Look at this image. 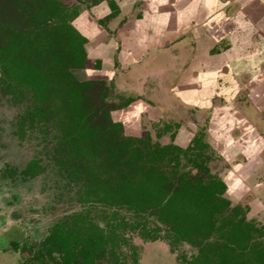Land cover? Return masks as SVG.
<instances>
[{
    "label": "trees",
    "instance_id": "16d2710c",
    "mask_svg": "<svg viewBox=\"0 0 264 264\" xmlns=\"http://www.w3.org/2000/svg\"><path fill=\"white\" fill-rule=\"evenodd\" d=\"M14 8L10 20L15 21L0 29L3 88L22 105L21 128H34L36 120L53 111L61 115L75 156H93V205L103 209V226L93 221L92 226L80 227L75 215L71 226H54L37 254L48 250L55 264H95L107 251L123 254L119 246L127 242L124 231L130 227L140 228L149 240L197 245L190 264H264V243L255 241L253 225L238 219L237 212L224 213L228 201L221 196L225 186L220 180L171 174L177 157L168 146L153 143L148 134L126 135L111 111L98 115L88 91L99 86L105 104L104 81H81L73 72L102 66L89 56L87 38L75 25L78 5L67 0H16ZM58 98V110L52 109ZM116 208L131 212V221ZM152 216L165 227L153 226ZM53 251L64 252L61 261Z\"/></svg>",
    "mask_w": 264,
    "mask_h": 264
},
{
    "label": "crops",
    "instance_id": "0c3cea01",
    "mask_svg": "<svg viewBox=\"0 0 264 264\" xmlns=\"http://www.w3.org/2000/svg\"><path fill=\"white\" fill-rule=\"evenodd\" d=\"M108 12L107 4L84 9L75 25L87 36L89 56L102 64L91 71L93 78L133 95L128 107L114 111V116L119 113L116 118L123 119L128 130L139 129L154 117L150 106H168L167 113L180 115L199 106L200 112L210 114V140L230 165L223 174L230 192L249 204L264 224V49L259 46L264 48V37L260 43L252 37V20L226 16L232 47L211 54L210 48L221 37L217 19L164 20L157 15L153 20H104L102 24L98 18ZM190 23L207 32L211 25L217 34L208 33L210 37L200 40L201 48L191 54V63L181 73L182 52L159 49L178 36L180 26ZM240 93H245L244 101ZM215 98L217 107L210 109Z\"/></svg>",
    "mask_w": 264,
    "mask_h": 264
},
{
    "label": "flooded vegetation",
    "instance_id": "af4514ba",
    "mask_svg": "<svg viewBox=\"0 0 264 264\" xmlns=\"http://www.w3.org/2000/svg\"><path fill=\"white\" fill-rule=\"evenodd\" d=\"M101 4H107L109 7V12L106 15L98 18V20H100L102 24H105L104 20H153V17L157 15L161 16V18L164 20L217 19L220 22L217 28L219 29L221 37L218 42L212 48H210L211 54L221 53L232 47L233 43L229 35L226 34V26L224 22V18L226 16H235L237 20H252V22L250 23L252 26L251 31L253 32V34H256V39L258 40V42L262 41L261 39L264 37V0H93V2L87 4L82 9L79 4L77 5L81 14L84 9H90L92 7L100 6ZM244 7H248L247 13H243L242 9ZM242 13L245 16L244 19L242 18ZM248 13H251V15L249 16L250 18L246 17L248 16L246 15ZM210 27L211 32H207L204 31L203 28L200 27L197 23L195 25L191 23L190 25H182L178 28V36L172 42H169L166 46L161 47L159 51L161 52L165 50H174L182 52L183 60L181 62L179 71L183 73L184 69H186V67L192 61L191 54H194L197 48H201L202 44L199 45L200 40L203 38L207 39V37H210V35L211 37H213L214 34H217L215 29L211 25ZM206 29H208V27H206ZM208 33H210V35ZM85 37L87 38V36ZM252 37L255 36L252 35ZM259 46L261 47V50L264 49L261 44H259ZM248 48L251 50L250 47ZM205 49L207 48H204V50ZM185 52H187L186 55ZM91 59L93 60V58ZM116 65H118V61H116ZM101 68L102 66L97 69ZM89 70L95 69L90 68ZM94 80L104 81V85L105 87H107L106 101L107 103L112 102L109 98V92L113 90L116 94V85L112 82L106 81L105 79L94 78ZM149 86H151L150 83ZM0 91L3 94L9 96L10 99H12L16 104L21 105L13 97V94L8 93L4 90L1 83V69ZM116 96L123 99L121 108L119 109L128 107L129 103L133 99L131 97L133 95H128L126 92H120L119 94L117 93ZM239 97L242 101H244L246 95L245 93H240ZM220 98L224 100L223 96H221ZM216 101L217 98L213 99V104L209 107L210 109H212L211 107L216 106ZM150 107H152L155 111L153 113L154 117L150 121H153L154 123H163L165 124V127H170L173 129L171 130V139L169 142L163 143V141H153L151 129H143L144 126L140 127L139 129H135L132 127V129L128 130V126L123 119L120 120L115 118L114 111H116V109L111 110V115L116 121L122 122L123 130L126 135L134 137H144L146 134H148L153 143H157L162 147L168 146L171 149V156L177 157V166L175 167V170H173L172 168L170 169L171 174H174V171L175 174L179 176L186 173L190 175L191 178L197 177L204 182L209 180H220L225 186L224 192L221 194V196L228 201V208L224 213L232 214L233 212H237L238 219L243 218L246 222L253 225L254 229L252 230L255 232V241L259 240L264 243V224L258 219L257 216H255L254 213H252L251 206L249 204H242L240 201L236 200V196L234 197V194L232 195V193L230 192L228 180L223 175L224 169L230 168V165L228 162L223 161V156L221 155V153H219L218 147L215 145V143H213V141L210 140L211 138L208 132L210 114L203 111L200 112L201 108H199V106H192L190 108L192 112L187 111L185 115L167 113L166 108L168 106L161 107L157 105ZM21 114L22 109L19 114L20 122ZM26 126L30 127L25 124L24 127ZM184 127L186 129H183ZM184 159L192 165V170L189 169L187 171H179L181 161H183ZM31 163L32 167L30 168ZM173 163L175 164V162ZM216 165L219 166L218 170L214 167ZM37 166L38 165H36V162L32 161L27 165V168L24 170V172L31 175L35 174L37 172V170L35 169ZM195 171L197 173H194ZM227 171L230 170L228 169ZM234 199L237 201L236 204L232 203V200ZM82 205L83 206L80 210L63 216L58 222L53 224L50 228L49 233L44 237V239L38 242H28V238L23 233H20L17 230V232L11 231L5 233L3 237L0 236V252L3 253L4 251L14 250L16 253H19V260L21 261L20 264H55L50 258L48 250L43 251L44 255L37 254L38 250L43 249V243L45 239L51 234L52 229L55 225H60V227H62V225L64 224L71 226L74 220L73 216L75 215L78 216L76 222L80 225V227H83L84 223L87 226H92L93 221L99 223L101 226H103L104 224L101 214L103 212V209H101L100 205L98 204L93 205V185L91 186L87 196L83 199ZM116 209L120 213V215H124L127 221H131V212L124 208ZM98 217L101 218V221L97 220ZM153 218L154 217L152 216L150 219V221L153 222V226L155 225L154 223H157L162 228L165 227V225L156 220V218H154L155 222L152 221ZM259 232H262V234H259ZM124 235L127 239V242H122L119 246L123 254H120L117 250H114V252L107 251L101 259L95 262V264H101V262L107 258L112 259L118 264H143V247L139 243L135 242L136 236L142 238L146 242L164 240L169 244L170 251L173 253H176L179 247L183 243H186L182 242L180 245L173 246L168 240L162 238L149 240L141 235L140 228L132 230L130 227H126ZM52 253L58 261H61V256L64 255L63 251H53ZM194 255H192L191 257L178 256L179 261L177 262V264H190L189 261L193 258Z\"/></svg>",
    "mask_w": 264,
    "mask_h": 264
},
{
    "label": "rangeland",
    "instance_id": "374dc122",
    "mask_svg": "<svg viewBox=\"0 0 264 264\" xmlns=\"http://www.w3.org/2000/svg\"><path fill=\"white\" fill-rule=\"evenodd\" d=\"M67 1H70L72 6L79 4L81 9L93 2V0ZM15 2L16 0H0V29L6 22L15 21L10 20L15 11ZM247 8L242 9L243 13L248 12ZM243 13L241 15L244 19ZM246 15L249 17L251 13ZM91 71L75 68L73 72L79 80L87 81L94 80ZM117 89L116 94L113 90L109 92L112 102L102 104L104 98L102 89L97 85L90 87L88 91L90 101L99 108V116L104 111L121 108L123 99L116 96L121 89ZM60 100L53 99L52 109L56 107L58 110ZM21 109V105L0 91V236L18 231L28 238V242L35 243L44 239L52 225L63 216L82 208V201L93 185V156H75L59 113L53 111L46 114L35 121L34 128L27 126L21 128L19 116ZM117 114L115 118L118 117ZM90 121L93 125V115ZM144 122L143 129H151L153 141L163 143L170 141L172 128L165 127L163 123ZM32 161L38 165L35 168L37 172L32 175L26 174L24 170ZM163 166L169 169L168 165ZM214 167L219 169L217 165ZM189 169L192 170V165L185 159L181 161L179 171ZM236 202L235 199L232 200L233 204ZM97 220L101 221V218L98 217ZM152 221L155 222V219ZM135 242L143 247V264H177L178 256L191 257L197 254L199 249L197 245L186 242L173 253L164 240L146 242L136 236ZM19 259V253L14 250L0 252V264H20ZM101 264L118 263L107 258Z\"/></svg>",
    "mask_w": 264,
    "mask_h": 264
}]
</instances>
